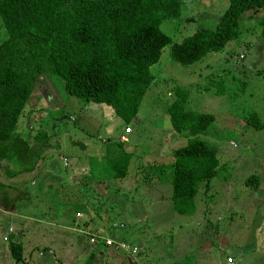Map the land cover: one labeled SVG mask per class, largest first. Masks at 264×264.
Instances as JSON below:
<instances>
[{
    "label": "rangeland",
    "instance_id": "1",
    "mask_svg": "<svg viewBox=\"0 0 264 264\" xmlns=\"http://www.w3.org/2000/svg\"><path fill=\"white\" fill-rule=\"evenodd\" d=\"M227 5L228 0L186 1L180 17L164 20L160 29L178 43L200 28L201 16L218 18ZM253 12L247 11L241 19L234 40L200 61L180 64L170 56L171 44L166 45L150 67L154 80L136 118L128 124L107 105L60 94L58 79L53 78L58 81L54 86L48 77H41L42 87L36 88L44 98L32 93L17 127L22 138L30 141L24 147L20 144L11 159L25 169L20 175L24 180L0 176L6 184L0 186V264H83L88 259L84 252L91 248L88 235L77 231L83 217L74 213L78 207L70 204L74 200L64 196L70 188L79 191L75 185L79 175L72 179L71 163L79 165L75 169L87 168L83 176L97 164L103 173L98 179L103 180L109 172L105 160L119 141L131 156L128 174L108 184L100 182L98 190L92 182L95 194H83L94 220H101V226L123 223L114 231L123 233L138 251L108 259L111 250L106 249V255H98L93 264H168L189 255L197 264H227V256L233 264H264V29L259 21L264 10ZM5 37L0 20V42ZM181 91L186 94L187 110L215 116L208 132L199 137L218 148L220 160L211 190L204 194L199 186L192 215L178 214L172 206V152L189 138L175 133L166 110ZM251 112L258 114L262 127L243 121ZM59 155L76 159L64 162ZM33 158H40V166L46 164L35 176H45L49 169L54 181L44 184L41 177L34 178L35 184L22 190L34 175V170L27 171L35 165ZM250 174L260 180L255 191L254 185L238 181ZM223 180L231 187L225 188ZM93 198L95 206L90 203ZM205 215L211 226L205 227ZM73 226L76 230L69 229ZM10 240L22 244V261L13 259Z\"/></svg>",
    "mask_w": 264,
    "mask_h": 264
},
{
    "label": "trees",
    "instance_id": "2",
    "mask_svg": "<svg viewBox=\"0 0 264 264\" xmlns=\"http://www.w3.org/2000/svg\"><path fill=\"white\" fill-rule=\"evenodd\" d=\"M186 1L190 0H0V20L6 33L0 42V163L11 161L14 150L30 141L29 137L22 138L17 127L32 93L36 91L40 100L44 98L36 88L41 86V77H48L54 86L58 81L53 78L58 79L60 94L65 92L86 103L107 105L128 124L136 118L140 103L154 80L150 67L159 61L166 45L171 44L170 56L180 64L200 61L207 54L222 50L238 36L239 23L247 11L264 10V0H228L218 18L204 14L199 29L180 42L172 43L160 25L166 19L180 17ZM259 21L264 29V16ZM212 23L214 27H210ZM243 57L239 54L240 59ZM186 102V94L181 91L166 113L175 133L189 138L186 145L172 152V206L178 214L192 215L199 186L204 187V194L211 190V180L220 169V160L218 148L199 137L208 132L215 116L187 110ZM259 120L258 114L251 112L243 121L258 128L262 127ZM38 136L35 135L37 140ZM45 143L46 147L48 143ZM21 156L19 151L17 159H22ZM130 158L119 142L105 160L109 172L104 174L102 183L124 178ZM19 169H6L5 174L12 179L24 175L25 169L22 166ZM94 171L96 178L103 174L102 167L93 168ZM20 177L24 180V176ZM28 182L23 184L22 190L31 188V180ZM243 182L247 186H258L259 178L251 174ZM73 189L64 196L74 200L71 205L80 207L77 191ZM39 193L42 196L40 190ZM90 203L93 205L95 199ZM86 205L80 209L88 214ZM83 227L88 228H81L78 233L89 236L87 233L95 231L88 222H84ZM101 227H106V235L116 242L132 245L123 233L114 231L115 227ZM90 245L101 255H106V249L112 250L114 256L116 253L131 255L99 239ZM9 249L15 262L23 260L20 242L10 240ZM93 251L83 264L93 263ZM168 264L197 263L193 255H189Z\"/></svg>",
    "mask_w": 264,
    "mask_h": 264
},
{
    "label": "crops",
    "instance_id": "3",
    "mask_svg": "<svg viewBox=\"0 0 264 264\" xmlns=\"http://www.w3.org/2000/svg\"><path fill=\"white\" fill-rule=\"evenodd\" d=\"M125 142H126V139L124 140ZM120 142V141H119ZM122 144H124V142H122ZM124 148V147H123ZM124 150L126 151V149L124 148ZM26 152H24L23 153V156H24V154H25ZM61 156V157H60ZM59 157L61 158V159H63L64 161H68V160H70V161H74L75 159H76V157H71V158H68L67 156H64V155H59ZM40 158H42V161H43V158H44V155H42ZM39 158V159H40ZM78 159L80 158V157H77ZM39 159H34L33 158V160H34V164L35 165H33L32 166V170H34V175H33V177L31 178V179H29V180H31V183H33L34 181V178H42V182L45 184L46 182H48V181H54V178H53V175H54V172L52 171H50L49 169H45V171H44V173H45V176H43V175H41V174H39V175H36L35 176V172H37L38 170H40V169H42L45 165H43V166H40L39 164H38V160ZM45 159V158H44ZM41 161V162H42ZM64 164V163H63ZM9 166H11V168H9ZM66 166V165H65ZM75 166H79V165H77L76 163H74L73 162V164L71 163V172H72V179L74 180V177H73V175H79V177H78V183L80 184L79 185V191H78V203L80 204V207H78V209H75L74 210V213H76V212H78V215L79 216H82L83 218L81 219V220H79V223H78V225H79V227H78V229H77V231H79L81 228H88V227H83V223L84 222H88V224H89V227L93 230H95L96 228H99V227H101V225L99 224L100 223V221L101 220H99V219H97V221L98 222H96L95 220H94V218H93V215L92 214H90V213H88V214H86V212H83V211H81V207L84 205V204H87V202H86V200H85V196H84V194H83V192L84 191H88V189L89 190H92L93 188H92V182H94L95 183V189L96 190H98V186H97V184H99L100 182H102V180H100V179H98V178H96L95 176H94V173H95V171L94 172H90V170H88V174L86 175H81V174H83L85 171H86V169H84V168H80V169H75ZM94 168L95 169H97L98 168V165L97 164H94ZM6 169H8L9 171H12V170H15V171H19L20 169H19V167H16L15 166V164H12V162L11 161H2L1 163H0V176L3 174V173H6ZM79 170V171H78ZM50 171V172H49ZM39 172V171H38ZM6 175V174H5ZM251 175V174H250ZM250 175H245V176H243L242 178H240L238 181H240V182H243L244 181V179L246 178V177H248V176H250ZM6 178H8V177H6ZM16 179H17V177H15ZM18 180V179H17ZM114 179H109L108 180V183L110 182V181H113ZM224 181V187L226 188V185H227V188H230L231 186H229V183H227L225 180H223ZM15 182V181H14ZM244 183V182H243ZM34 184H35V182H34ZM6 184L5 183H3V182H0V186H5ZM88 185H90V188H87V186ZM70 187H71V185H69ZM259 186H260V180H259V185L258 186H255L254 185V191L255 190H257L258 188H259ZM121 191L122 192H125L126 191V189H121ZM252 191L250 190V193H251ZM25 195H27L26 193H25ZM252 205H253V203H252ZM13 206V205H12ZM93 206H95V203L93 204ZM197 209V208H196ZM202 210H203V208H201ZM5 210V209H4ZM78 210V211H77ZM6 211V210H5ZM76 211V212H75ZM196 211V210H195ZM204 211H206V208H204ZM7 212H12V210L11 211H8L7 210ZM69 213L70 214H73L72 213V211H69ZM69 213H67V214H69ZM66 214V215H67ZM203 220L205 221V222H207V224L205 225V227L206 226H211V223L209 222V221H207L208 219L206 218V215L203 217ZM74 224V223H73ZM201 225V224H200ZM200 225H199V227H200ZM69 229H72V230H76V228H75V226H73V228H69ZM82 230V229H81ZM90 245V244H89ZM91 246V245H90ZM92 251H93V247L91 246V248L90 247H88V248H86V250L84 251V252H86V255H87V258L88 259H90L91 258V253H92ZM94 252V257H93V263L94 262H96V260L97 261H99V258H98V255H100L101 253H99V252H95V251H93ZM87 253H89V255L87 254ZM114 252L111 250V252H109V254H107V257H109L108 259H114L115 258V256H114V254H113ZM87 259V260H88ZM87 260H85V262L87 261ZM84 263V262H83ZM92 263V264H93Z\"/></svg>",
    "mask_w": 264,
    "mask_h": 264
},
{
    "label": "built area",
    "instance_id": "4",
    "mask_svg": "<svg viewBox=\"0 0 264 264\" xmlns=\"http://www.w3.org/2000/svg\"><path fill=\"white\" fill-rule=\"evenodd\" d=\"M121 225H119V227H121ZM113 228H117L118 225L114 224L112 226ZM11 230V229H10ZM106 227H99L96 228L95 231L87 233L89 234L88 238L90 243H95L98 239L104 241V243L108 246H112L115 249H123L128 251L131 255H135L137 253V248L135 246L129 245L126 242H116L115 240H113L112 238H110L108 235H106ZM226 263L227 264H233V259L232 257H226Z\"/></svg>",
    "mask_w": 264,
    "mask_h": 264
},
{
    "label": "clouds",
    "instance_id": "5",
    "mask_svg": "<svg viewBox=\"0 0 264 264\" xmlns=\"http://www.w3.org/2000/svg\"><path fill=\"white\" fill-rule=\"evenodd\" d=\"M228 257V256H227ZM230 257V256H229Z\"/></svg>",
    "mask_w": 264,
    "mask_h": 264
}]
</instances>
